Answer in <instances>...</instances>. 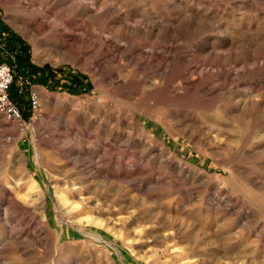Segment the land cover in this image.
<instances>
[{
    "label": "rangeland",
    "instance_id": "374dc122",
    "mask_svg": "<svg viewBox=\"0 0 264 264\" xmlns=\"http://www.w3.org/2000/svg\"><path fill=\"white\" fill-rule=\"evenodd\" d=\"M60 1L0 0L56 72L0 114V264H264V0Z\"/></svg>",
    "mask_w": 264,
    "mask_h": 264
},
{
    "label": "built area",
    "instance_id": "2783aa9c",
    "mask_svg": "<svg viewBox=\"0 0 264 264\" xmlns=\"http://www.w3.org/2000/svg\"><path fill=\"white\" fill-rule=\"evenodd\" d=\"M17 76L16 67L8 63H0V114L8 121L24 124L26 123L23 113L18 105L10 98V89ZM20 88H30V107L34 114L42 111L41 95L38 90H32L34 84L28 79L19 78Z\"/></svg>",
    "mask_w": 264,
    "mask_h": 264
},
{
    "label": "trees",
    "instance_id": "16d2710c",
    "mask_svg": "<svg viewBox=\"0 0 264 264\" xmlns=\"http://www.w3.org/2000/svg\"><path fill=\"white\" fill-rule=\"evenodd\" d=\"M10 44V46H12V49H16V46L19 45L17 49L18 51H20V53L18 54V58H16L15 64H10L15 66L17 70V76L15 77L10 89V96L16 102L19 96V92L18 90H16V86H14V83L18 82L20 77L23 79H28L34 85L47 87L56 79V72H54L50 68H39L33 65L30 61L29 47L26 44H23L20 39L12 37L10 39ZM0 63L3 62L0 61ZM73 84L76 85L75 88L69 86L67 87V89H69L71 93L79 92V89L77 88L78 81L75 80ZM85 91H87L86 88Z\"/></svg>",
    "mask_w": 264,
    "mask_h": 264
},
{
    "label": "bare ground",
    "instance_id": "6f19581e",
    "mask_svg": "<svg viewBox=\"0 0 264 264\" xmlns=\"http://www.w3.org/2000/svg\"><path fill=\"white\" fill-rule=\"evenodd\" d=\"M59 1H60V0H59ZM61 1H62V0H61ZM61 1H60V2H61ZM113 1H119V0H113ZM80 4H81V3L78 2V3H76V4L74 5V7H75V8H78V7H80ZM104 7H105L106 11H108V9H110L111 6L108 5V4H104ZM110 14H112V13H110ZM44 24H45V23H44ZM39 26H40V25H39ZM43 26H44V25H43ZM138 26H139V25H138ZM121 27H122V26H121ZM40 29H41V28H40ZM123 29H124V28H123ZM68 30H69V29H68ZM48 34H49V33H48ZM57 36H58V35H57ZM62 36H63V35H62ZM70 36H71V35H70ZM73 36H74V35H73ZM64 37H65V36H64ZM91 37H93V36H91ZM91 37H90V38H91ZM99 37H100V36H99ZM88 38H89V37H88ZM90 38H89V39H90ZM101 38H102V37H101ZM73 39L76 40L77 38H76V37H73ZM69 40H70V39H69ZM102 40H103V39H102ZM102 42H103V41H102ZM106 42H107V41H106ZM99 44H100V43H99ZM103 45H104V44H103ZM115 46L117 47L118 45L116 44ZM106 47H107V46H106ZM112 47H113V46H112ZM113 48H114V47H113ZM101 52H102V51H101ZM153 54H154V53H153ZM145 55H146V56H148V55L153 56L152 54H149V53H145ZM114 57H115V56H114ZM134 58H135V57H134ZM113 59H114V58H113ZM97 64H98V63H97Z\"/></svg>",
    "mask_w": 264,
    "mask_h": 264
}]
</instances>
